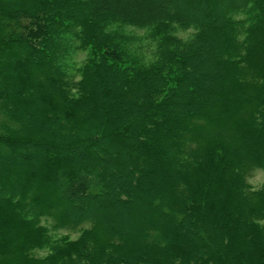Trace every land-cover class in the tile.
Instances as JSON below:
<instances>
[{"label":"trees","instance_id":"16d2710c","mask_svg":"<svg viewBox=\"0 0 264 264\" xmlns=\"http://www.w3.org/2000/svg\"><path fill=\"white\" fill-rule=\"evenodd\" d=\"M256 169L264 0H0V264H264Z\"/></svg>","mask_w":264,"mask_h":264},{"label":"rangeland","instance_id":"374dc122","mask_svg":"<svg viewBox=\"0 0 264 264\" xmlns=\"http://www.w3.org/2000/svg\"><path fill=\"white\" fill-rule=\"evenodd\" d=\"M190 30H182V29H178L176 34L181 36V37H187L190 34ZM137 33L139 35H142L143 32L142 31H137ZM85 56V53H79L78 55V60H82ZM248 182L249 184H251V186L253 188H257L260 186V184L263 182L264 180V170L262 169H256L252 172V174L248 177ZM68 233V231L66 230H61L58 233H55V235H62V234H66ZM70 237L74 238L76 236V233H68ZM44 251H37L36 254H43Z\"/></svg>","mask_w":264,"mask_h":264}]
</instances>
